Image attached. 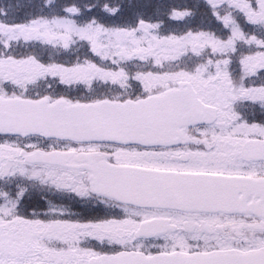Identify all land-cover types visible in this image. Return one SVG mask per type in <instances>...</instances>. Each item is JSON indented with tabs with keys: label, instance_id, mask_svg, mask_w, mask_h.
<instances>
[{
	"label": "snow or ice",
	"instance_id": "snow-or-ice-1",
	"mask_svg": "<svg viewBox=\"0 0 264 264\" xmlns=\"http://www.w3.org/2000/svg\"><path fill=\"white\" fill-rule=\"evenodd\" d=\"M0 264H264V0H0Z\"/></svg>",
	"mask_w": 264,
	"mask_h": 264
}]
</instances>
